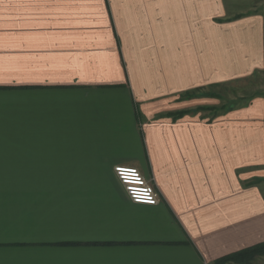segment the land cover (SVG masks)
I'll list each match as a JSON object with an SVG mask.
<instances>
[{
  "label": "crops",
  "instance_id": "obj_1",
  "mask_svg": "<svg viewBox=\"0 0 264 264\" xmlns=\"http://www.w3.org/2000/svg\"><path fill=\"white\" fill-rule=\"evenodd\" d=\"M257 74L264 0H0V264H218L264 243V93L221 108ZM117 165L160 202L131 201Z\"/></svg>",
  "mask_w": 264,
  "mask_h": 264
},
{
  "label": "rangeland",
  "instance_id": "obj_2",
  "mask_svg": "<svg viewBox=\"0 0 264 264\" xmlns=\"http://www.w3.org/2000/svg\"><path fill=\"white\" fill-rule=\"evenodd\" d=\"M221 108H233L241 106L249 101L251 97L264 93V81L259 74L247 79L234 82L223 91ZM220 108V109H221ZM223 110V109H222ZM248 258V259H246ZM221 264H264V253L253 254L250 257H244L239 260H229Z\"/></svg>",
  "mask_w": 264,
  "mask_h": 264
},
{
  "label": "built area",
  "instance_id": "obj_3",
  "mask_svg": "<svg viewBox=\"0 0 264 264\" xmlns=\"http://www.w3.org/2000/svg\"><path fill=\"white\" fill-rule=\"evenodd\" d=\"M114 170L131 201L148 205H156L160 202V195L154 184L145 177L140 169L117 165Z\"/></svg>",
  "mask_w": 264,
  "mask_h": 264
},
{
  "label": "trees",
  "instance_id": "obj_4",
  "mask_svg": "<svg viewBox=\"0 0 264 264\" xmlns=\"http://www.w3.org/2000/svg\"><path fill=\"white\" fill-rule=\"evenodd\" d=\"M257 253L258 254L264 253V243H260L258 245L253 246V247H250V248L244 249L242 251L230 254L226 257H223L222 259H219L217 261V263L221 264V263L229 261V260H239L241 258H244L245 256L250 257L253 254H257ZM246 259H248V258H246Z\"/></svg>",
  "mask_w": 264,
  "mask_h": 264
}]
</instances>
